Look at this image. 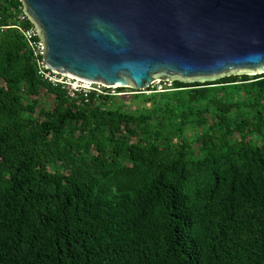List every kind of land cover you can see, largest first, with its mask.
I'll use <instances>...</instances> for the list:
<instances>
[{
  "label": "trees",
  "instance_id": "1",
  "mask_svg": "<svg viewBox=\"0 0 264 264\" xmlns=\"http://www.w3.org/2000/svg\"><path fill=\"white\" fill-rule=\"evenodd\" d=\"M146 91L70 97L0 33V264H264V74Z\"/></svg>",
  "mask_w": 264,
  "mask_h": 264
},
{
  "label": "water",
  "instance_id": "2",
  "mask_svg": "<svg viewBox=\"0 0 264 264\" xmlns=\"http://www.w3.org/2000/svg\"><path fill=\"white\" fill-rule=\"evenodd\" d=\"M48 72L144 92L264 74V0H19Z\"/></svg>",
  "mask_w": 264,
  "mask_h": 264
},
{
  "label": "built area",
  "instance_id": "3",
  "mask_svg": "<svg viewBox=\"0 0 264 264\" xmlns=\"http://www.w3.org/2000/svg\"><path fill=\"white\" fill-rule=\"evenodd\" d=\"M24 11L20 9L19 12L14 13L6 25L1 24L0 33L12 29L15 30L24 40L28 49L31 52L34 64L36 66L37 75L52 87H59L67 91L70 97H76L78 94L87 96L89 92L104 95L107 90H113V87L101 86H87L85 83H79L73 80L66 74H56L48 72L43 64V46L38 42V36L35 34L32 24L22 15ZM1 20V19H0ZM115 89V88H114ZM112 95V94H111Z\"/></svg>",
  "mask_w": 264,
  "mask_h": 264
},
{
  "label": "rangeland",
  "instance_id": "4",
  "mask_svg": "<svg viewBox=\"0 0 264 264\" xmlns=\"http://www.w3.org/2000/svg\"><path fill=\"white\" fill-rule=\"evenodd\" d=\"M170 83H154L152 84L148 89L149 90H156L157 92H161L163 89L165 88H169L170 87ZM113 90H110V94L112 95H117L120 96L121 99H123L124 101L131 103V106H133L134 104H137L136 101H132V95L136 94V92L134 89H130V88H126V89H122V90H117L112 88ZM143 93L145 94H150L149 91H144ZM45 101L47 102V104L51 103V101H48V99H45Z\"/></svg>",
  "mask_w": 264,
  "mask_h": 264
}]
</instances>
